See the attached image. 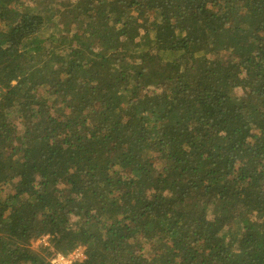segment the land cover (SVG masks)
I'll return each mask as SVG.
<instances>
[{
  "label": "trees",
  "instance_id": "trees-1",
  "mask_svg": "<svg viewBox=\"0 0 264 264\" xmlns=\"http://www.w3.org/2000/svg\"><path fill=\"white\" fill-rule=\"evenodd\" d=\"M78 245L264 264V0H0V264Z\"/></svg>",
  "mask_w": 264,
  "mask_h": 264
},
{
  "label": "built area",
  "instance_id": "built-area-1",
  "mask_svg": "<svg viewBox=\"0 0 264 264\" xmlns=\"http://www.w3.org/2000/svg\"><path fill=\"white\" fill-rule=\"evenodd\" d=\"M83 258V251L77 248L70 255L58 253L56 258L53 259V264H73L78 260H83Z\"/></svg>",
  "mask_w": 264,
  "mask_h": 264
},
{
  "label": "rangeland",
  "instance_id": "rangeland-1",
  "mask_svg": "<svg viewBox=\"0 0 264 264\" xmlns=\"http://www.w3.org/2000/svg\"><path fill=\"white\" fill-rule=\"evenodd\" d=\"M223 58H224L225 60H229V59H230V57H229V53H228V52H225V53L223 54ZM237 93H238V94H241V93H242V90H241V89H237ZM43 240H44L43 242H45V243H49V240L46 239V237H45ZM38 241H40V240H38ZM38 243H39V242L34 243V246H37ZM77 248H80V250H82V251H83V254H84L85 246H83V245H78L75 249H77ZM75 249H74V250H75ZM74 250H73V251H74ZM73 251H72V252H73ZM72 252H70L68 255L72 254ZM62 254H64V253H62Z\"/></svg>",
  "mask_w": 264,
  "mask_h": 264
}]
</instances>
